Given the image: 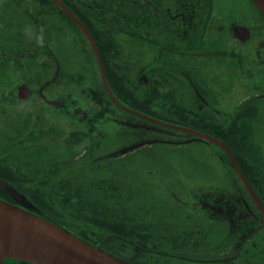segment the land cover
Returning a JSON list of instances; mask_svg holds the SVG:
<instances>
[{"label":"flooded vegetation","instance_id":"1","mask_svg":"<svg viewBox=\"0 0 264 264\" xmlns=\"http://www.w3.org/2000/svg\"><path fill=\"white\" fill-rule=\"evenodd\" d=\"M42 1L43 23L31 11L15 10L13 16H19L20 23L32 18L33 33L44 44V58L54 67L49 77L50 66L44 65L48 76L41 84L20 82L31 89L27 100L18 98L19 84L15 85L14 102L26 105L13 128L19 138L31 136L34 152L16 142L10 157L24 151V162L13 165L0 159V179L17 191L13 194L0 185V198L131 264L244 262L257 225H263L261 216L244 198L233 203L223 196L209 201L206 197L223 181H193L178 167L139 166V158L153 157L151 149L143 148L157 140L143 134L148 121L126 110L112 114L113 103L101 84L86 37L53 0ZM61 1L88 29L107 80H118L122 86L116 92L122 103L167 122L203 126L232 151L252 187L264 188V31L260 30L264 18L260 13L262 26L242 22L232 12L220 15L210 0ZM230 3L233 7V0ZM236 26L248 28V37H235ZM14 32L9 52L0 46V60L8 59L12 70L18 59H30L32 54L25 30ZM61 35H71L80 51L85 45L88 51L82 52V58L91 62L92 74L89 85H75L76 94H66L65 99L56 95V78L52 80L57 57L50 43ZM119 38H124V46L127 41L138 46L139 66L127 68L134 71V79L117 61ZM123 49L127 63L132 54ZM34 96L37 102H29ZM28 105L38 109L36 114ZM193 215L206 224L193 222ZM229 237L235 238L234 243L224 244ZM227 252L232 254L226 256Z\"/></svg>","mask_w":264,"mask_h":264},{"label":"rangeland","instance_id":"2","mask_svg":"<svg viewBox=\"0 0 264 264\" xmlns=\"http://www.w3.org/2000/svg\"><path fill=\"white\" fill-rule=\"evenodd\" d=\"M230 1L231 0H210V3L215 7L220 15L222 14L226 16L229 12H232L240 15L241 17L238 18L239 20L242 19V22L248 23L250 20L256 22L258 26H262L263 19L259 17V12L251 0H233V7H231ZM43 5L44 3L42 0H0V46L9 48V43L13 45V27L17 28L20 32L25 30L28 37H31V34H34V29L31 28L33 23L30 22L32 18L30 17V20L27 18V21L25 20L24 22L20 23L18 21L20 20L19 16L17 18H14L13 16L15 10L16 13L19 12L20 14H24L22 10H25L28 13L31 11L32 15L35 17V20L41 24L44 22V18L40 13ZM260 30L264 31V25ZM39 31L40 30L38 28L37 32ZM64 36L65 35H61V37H59L58 40H55L53 44L50 43V46L52 47L51 50L60 60V70H64L65 73H80L81 76L83 72H86L90 75V71H85V69L82 67L83 60L85 59L82 52L87 53L88 51L86 50L85 45L81 46L82 51H80L78 46H76L77 42L71 38V35L65 38ZM58 43L61 44L58 45ZM118 46L120 58H118L117 61L121 62V66H125L124 72L127 77L134 79V71L128 70L127 68H137L139 66L136 61L137 59L140 62V57L138 56V46L128 41L124 46V38H119ZM123 47H126L127 50H130V53L132 54V57L127 60V63L125 58L128 56L125 53ZM76 49H78L80 52L78 53ZM41 52V49H38L36 54V50H34L33 58L16 62L18 64L13 66L14 74H9L10 76L8 75L3 81L0 73V159H5L7 162L13 165L18 164V162H24L26 159L24 151H20L16 158L10 157L12 154L11 150L15 148L14 144L16 142L21 144L20 148L25 149L31 154L34 152V146L30 141L31 136L23 135L19 138V136L16 135L15 129L13 128L14 125L12 122L17 121L16 118L22 114L23 106L26 104H21L18 100H15L14 102L12 94H15V85L20 83L22 80H27L30 82L29 84L31 86H36L41 84V82L48 76L44 75L45 67L42 65V61L44 59V65L47 64L48 67L50 66L49 71L52 69L51 62L50 60L45 59L44 56L41 55ZM136 54L137 58H134ZM43 67L44 72H42ZM65 73L63 76L65 79L59 78L54 82L56 88L58 89V93L56 95L63 99H65L66 94H76L75 91L77 89L75 86L77 85L75 84V81L68 82L70 78L68 79L69 75ZM84 100L86 99L84 98ZM34 101L37 102L35 96L29 99V102ZM28 106L30 111L36 114L38 109L34 106ZM83 106L88 107L87 105ZM112 108V114L114 116L120 115L119 113L117 114L118 110L114 106H112ZM53 115L57 116V114ZM43 116L44 114L41 113V117ZM154 116L160 118L158 115ZM169 119L174 120L173 118ZM182 125L185 127L201 130L206 133L210 132L198 124L184 123ZM144 128L145 131H143V134H145L146 137L149 136L152 138H157V140L154 141L150 147L146 146L143 148L145 151L147 149H151L153 157L150 159L139 158L137 162L139 166L150 165L154 170H163L167 167H178L179 170H183V175L187 176L193 181H223L222 185L215 187L212 195L206 197L209 201L223 196L227 202L233 203L237 197H240L244 198L248 204H251L245 189L241 187L238 179L234 175L232 166H230L226 158H221L220 150L213 144L201 139H192L190 142H179L178 140L180 138L183 139V133L171 131L157 125L153 126L148 124ZM30 132L31 130H29V135H31ZM111 132L114 131L111 130ZM258 191L261 193V196L264 200V188L263 190L258 189ZM252 210L254 211V209ZM205 217L209 220L208 223H212V220L209 217ZM192 220L193 222H198L202 225L206 224L205 220L195 215L192 216ZM258 235V238L264 239V226ZM224 244H227V242L225 241ZM229 254H232V252H227L225 255Z\"/></svg>","mask_w":264,"mask_h":264},{"label":"water","instance_id":"3","mask_svg":"<svg viewBox=\"0 0 264 264\" xmlns=\"http://www.w3.org/2000/svg\"><path fill=\"white\" fill-rule=\"evenodd\" d=\"M55 1L76 22L87 37L98 60L102 82L115 104L155 124L184 131L189 135L211 141L222 147L227 152L233 167L244 182L256 207L264 217L262 204L240 171L232 153L223 142L204 132L150 117L142 112L124 106L116 99L105 79L99 54L91 35L80 20L61 1ZM252 1L264 16V0ZM236 28V36L241 37L242 40L248 36L246 28ZM239 32L241 33L239 34ZM29 94L30 90L25 84L19 86L18 95L21 98L26 99ZM0 185L8 188L11 193L16 194V191L11 189L7 182L0 180ZM5 258L22 260L31 264H129L88 244L61 226L24 208L0 199V264H6L4 262Z\"/></svg>","mask_w":264,"mask_h":264},{"label":"trees","instance_id":"4","mask_svg":"<svg viewBox=\"0 0 264 264\" xmlns=\"http://www.w3.org/2000/svg\"><path fill=\"white\" fill-rule=\"evenodd\" d=\"M3 52H6L5 48H2ZM0 73L2 77V81L11 74L10 71V62L8 59L4 58L0 60ZM10 76V75H9ZM1 83V82H0ZM112 90L115 92L121 91L122 86L119 84V81L116 80L114 82H111ZM238 160V159H237ZM241 167V165H240ZM264 205V203H263ZM244 224H249L248 221H244ZM258 241L254 246H250V249H248L247 259L244 262H241V264H264V239L263 238H257ZM229 262V263H228ZM226 264H236V262L228 261Z\"/></svg>","mask_w":264,"mask_h":264}]
</instances>
